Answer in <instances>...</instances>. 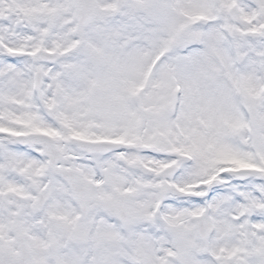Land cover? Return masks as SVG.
<instances>
[{
  "label": "snow or ice",
  "instance_id": "1",
  "mask_svg": "<svg viewBox=\"0 0 264 264\" xmlns=\"http://www.w3.org/2000/svg\"><path fill=\"white\" fill-rule=\"evenodd\" d=\"M0 264H264V0H0Z\"/></svg>",
  "mask_w": 264,
  "mask_h": 264
}]
</instances>
